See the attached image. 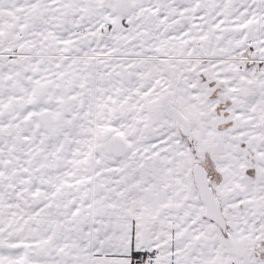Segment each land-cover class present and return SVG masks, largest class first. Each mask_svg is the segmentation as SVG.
I'll use <instances>...</instances> for the list:
<instances>
[{
    "label": "snow or ice",
    "instance_id": "1",
    "mask_svg": "<svg viewBox=\"0 0 264 264\" xmlns=\"http://www.w3.org/2000/svg\"><path fill=\"white\" fill-rule=\"evenodd\" d=\"M0 264H264V0H0Z\"/></svg>",
    "mask_w": 264,
    "mask_h": 264
}]
</instances>
